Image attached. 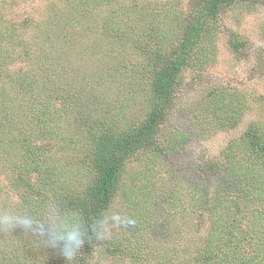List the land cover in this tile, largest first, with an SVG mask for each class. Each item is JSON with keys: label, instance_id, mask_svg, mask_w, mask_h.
Segmentation results:
<instances>
[{"label": "trees", "instance_id": "16d2710c", "mask_svg": "<svg viewBox=\"0 0 264 264\" xmlns=\"http://www.w3.org/2000/svg\"><path fill=\"white\" fill-rule=\"evenodd\" d=\"M88 1L91 4L97 2ZM111 1L105 0L107 4ZM190 1L188 17L180 12L166 13V10L162 12L153 7L149 13L146 8L143 12L138 11L137 14L143 15L139 19L136 14L112 9L113 18L109 23L111 29H103L107 37L105 44L99 40L104 45V54L114 60V67L108 68L113 73L118 72L116 74L121 79L125 78V83L129 84L127 90H134L135 82L141 81L148 88L150 95L147 115L134 125H119L122 118L121 106L114 111L117 113H113V117L107 114V105L103 99L95 97L98 87L85 82L84 85L71 89L60 80L58 70L53 78L50 76L49 84L38 80H25L26 66L23 59L7 67L5 60L8 54L0 51V101L4 100V83L14 76L17 88L26 83L30 85V91L34 90L38 95L44 93L46 103L38 104L42 107L35 111L37 115L33 117L47 126H42L46 128L44 132L20 126L13 131L16 150L1 149L9 152V155L0 159V173L7 170L13 174L6 177V184L0 181V211L8 209L14 212L40 213L47 202L55 200L66 214L90 222L97 217H103L109 208L108 205L122 178L127 158L138 151L148 157V164H144L138 172L139 176L135 177L139 179L145 176L144 172H149L156 163H160L156 160L161 151V147H158V132L169 111L176 104L175 90L180 86L183 67H199L207 63L205 44L213 40L214 20L219 11L234 3L249 0ZM53 12V18L60 23L53 21V25H63L67 16ZM162 16L167 18L163 27ZM144 18L152 20L153 23V29H148L149 34L147 31H141L143 27L137 29V24L146 23ZM80 19L75 24L81 23ZM113 23L117 24L116 27H112ZM176 26L180 28V39L174 43L171 37ZM55 28L57 27L54 25L51 29ZM58 30L59 35L54 34V38L64 39L63 34L66 32L64 29ZM8 32L12 33L11 30ZM7 35L8 42L12 41V35ZM231 45L237 49L239 44L232 40ZM55 53L57 54L54 55L53 63L57 58L58 61L61 60V57L65 61V51L60 49ZM132 55L136 57L134 63L139 64L134 71L126 65L122 70L115 67L118 65L115 59L123 60L120 64L123 66L126 61L130 62ZM32 64L39 65L36 57ZM84 91L88 95H85ZM125 95L129 97V93ZM239 97L235 91L229 93L218 88L211 89L202 106L193 113V117L204 123L203 131L214 125L232 126L237 123L244 106L243 99ZM33 99L32 93L31 100ZM70 100L74 103L84 102L88 108L82 112L78 132H61L58 118L61 113L71 111ZM53 106L55 109H52ZM16 115L13 108L9 116L18 126L19 115ZM11 118H7V115L0 118L4 121L2 125L5 130L7 122L12 121ZM19 131H25L26 134L20 138ZM174 139L175 146L183 144L178 134ZM53 141L59 145L69 142L81 146L84 152V160L81 162L84 164V170L81 173L76 166L79 162H75V166L62 168L58 164L59 159L51 158ZM199 169L201 175L189 181L184 176L187 170L182 172L177 166L174 169L165 166L164 170L176 179L168 188L158 173L159 186L147 181L136 189L137 197H131L129 194V201L134 202L132 205L136 208V215L130 218V226L141 228L151 225L152 229L158 231L160 224L167 222V217L179 210L186 211L188 206V211L196 215V218L188 216L195 219L190 227L196 228L201 241L196 244L197 239L194 237L181 247H178L181 240L177 241L172 250L179 259L167 264H264V128L249 126L239 138L231 139L226 144L217 160H201ZM216 179L217 192L210 198L206 192L208 183ZM2 186H8L11 190L10 197L2 195ZM128 192L130 193L129 190ZM162 197L168 203L156 208L157 200ZM239 205L243 212L240 211ZM205 207L210 215L205 213ZM46 226V223L40 225L37 229L38 235H26L18 230L0 237V264H68L55 249L43 245L42 241L46 239L43 229ZM183 227L189 228V225ZM168 231L166 226L157 234L165 236ZM98 243L99 241L86 243L72 264H82L84 257L90 256ZM112 248L114 250V247ZM181 251L187 252L189 258L182 261L179 256Z\"/></svg>", "mask_w": 264, "mask_h": 264}, {"label": "rangeland", "instance_id": "374dc122", "mask_svg": "<svg viewBox=\"0 0 264 264\" xmlns=\"http://www.w3.org/2000/svg\"><path fill=\"white\" fill-rule=\"evenodd\" d=\"M190 3V0H112L108 4L105 0H97L93 4L88 0H0V35L2 37L0 51L8 54L5 60L7 67L23 59L26 66L25 80H38L49 84L50 76L53 78L58 70L60 80H63V84L69 85L71 89L84 85L85 82L95 88L98 87L95 90L98 91L95 97L103 99L107 105V114L113 117V113H117L114 111L121 106L122 118L119 120V125L121 127L134 125L147 115L150 95L148 88L141 81L135 82L134 90H127L129 84L125 83V78L121 79L116 74L118 72L113 73L108 68L114 67V60L104 54L102 42L105 44L107 39L103 31L104 27L111 29L109 23L113 18L112 9L124 10L127 14H136L139 19L143 15L137 14L138 11L143 12L146 8L149 13L153 7L162 12L166 10V13L180 12L188 17ZM53 11H56L58 15L67 16L63 25L59 26L60 23L53 18L55 16ZM78 19L81 23L75 24L79 22ZM144 20L146 23L137 24V29L143 27L141 31H147L149 34L148 29H153L152 20L148 18ZM166 20L164 16L161 17L162 27ZM53 21L59 23L54 24L57 27L55 29H51L54 27ZM174 23L176 24L175 21ZM116 25L113 23L112 27ZM58 29H64L66 32L63 34L64 39L54 38V34L59 35ZM174 29L171 39L176 43L180 39V28L176 26ZM10 30L12 33L8 32ZM7 33L12 35L13 40L10 42L13 44L8 42ZM213 34L212 42L205 44L207 63L199 67H187L186 65L181 71V83L179 87L177 86L174 96L176 104L169 111L158 132V147H161V151L156 160L160 163H156L149 172H144L145 176L139 179L135 177L139 176L138 172L142 166L148 164V157L138 151L127 158L116 193L103 217L115 209L124 211L130 218L135 216L136 208L132 205L134 202L129 201V194L131 197H137L138 190L136 189L147 181L159 186L158 173L165 180L166 188L176 181L173 175L164 170L165 166L170 169L177 166L182 172L187 170L184 176L191 181L201 175L199 169L201 160H217V156L226 144L231 139L239 138L249 126L264 128V0L237 2L222 8L214 20ZM232 40L238 42L237 49L231 45ZM60 49L67 53L65 61L61 57V60L58 61L57 58L53 63L54 55L57 54L55 52ZM35 57L39 65L32 64ZM115 60L118 64L115 66L117 69H125L126 65L128 69L130 67L134 71L136 67H139L138 63H134L136 61L134 55L129 60L131 63L126 61L123 66L120 65L124 62L123 60ZM15 81L14 76L7 79L4 83V100L0 101V118L4 115L11 118L9 113L13 108L17 113L16 117L19 115L18 126L11 118L12 121L6 124L7 130L2 125L4 121L0 120L2 122H0L1 160L9 155V152L1 149L13 150L16 146L13 131L20 126L21 128L28 126L34 131L44 132L46 130L42 127L46 126L43 125L45 123L42 124L33 117L37 115L35 111L42 107L38 104L42 102L45 105L46 103V97L43 98L44 93L38 95V92L30 91V85L26 83L17 88ZM87 88L90 89L89 86ZM214 88L229 93L237 92L239 99H243L244 106L236 124L228 127L214 125L203 131L204 123L195 119L193 113L199 110L208 92ZM32 93L34 94L33 100H31ZM127 93L129 97H126ZM84 94L88 95L85 91ZM70 104L72 105L71 111L61 113L58 118L61 132H78L82 112L88 108V106L85 107L84 102L74 103L70 100ZM55 107L59 106L55 105ZM12 127L15 128L12 129ZM24 134H26L25 131H19L20 138ZM177 134L183 144L175 146L174 136ZM51 151V158L59 159L60 167L75 166V162H79L76 165L78 170L80 173L84 170V164L81 163L84 160V152L80 145L76 146L69 142L59 145L53 141ZM12 174L11 171L4 170L0 173V181L6 184V177ZM181 178L182 176L179 180ZM216 181L217 179L208 183L209 187L206 192L210 198L214 197L217 192ZM1 193L4 197H10L11 190L8 186L6 188L2 186ZM163 198L157 200L156 208L163 206V203H168ZM186 209V211L175 212L173 216L167 217L165 224H160L158 231L167 226L169 231L165 236L168 235L169 238L157 234L158 231L152 229L151 225L141 228L131 227L130 219L122 228L113 229L110 240L99 241L91 255L84 257L82 264H167L176 262L179 258L172 247L177 241L181 240L178 247L194 237L197 239L196 244L201 241L196 228L190 227L195 220L193 217H188L192 215L188 211L190 208L187 206ZM239 209L243 212L241 205ZM204 211L210 215L207 207ZM192 216L195 217V213ZM187 225L189 228L183 227ZM6 235L1 232L0 237L3 238ZM177 236L182 238H177ZM187 254L182 251L179 253L182 261L189 258Z\"/></svg>", "mask_w": 264, "mask_h": 264}, {"label": "clouds", "instance_id": "9594fccd", "mask_svg": "<svg viewBox=\"0 0 264 264\" xmlns=\"http://www.w3.org/2000/svg\"><path fill=\"white\" fill-rule=\"evenodd\" d=\"M129 221L130 217L124 211L115 209L105 217L87 222L66 214L55 200H51L40 213L0 211V232L14 233L19 230L26 235H38L37 229L46 223L43 245L55 249L68 264H72L86 243L110 240L113 229L122 228Z\"/></svg>", "mask_w": 264, "mask_h": 264}]
</instances>
